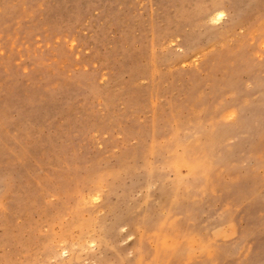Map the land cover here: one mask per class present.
Listing matches in <instances>:
<instances>
[{"label": "rangeland", "instance_id": "obj_1", "mask_svg": "<svg viewBox=\"0 0 264 264\" xmlns=\"http://www.w3.org/2000/svg\"><path fill=\"white\" fill-rule=\"evenodd\" d=\"M0 264H264V0H0Z\"/></svg>", "mask_w": 264, "mask_h": 264}, {"label": "bare ground", "instance_id": "obj_2", "mask_svg": "<svg viewBox=\"0 0 264 264\" xmlns=\"http://www.w3.org/2000/svg\"><path fill=\"white\" fill-rule=\"evenodd\" d=\"M225 15H226V11L222 9L221 7H216L208 13L209 19L215 20V21L222 20L225 17Z\"/></svg>", "mask_w": 264, "mask_h": 264}]
</instances>
